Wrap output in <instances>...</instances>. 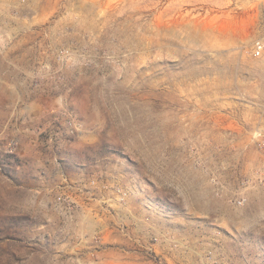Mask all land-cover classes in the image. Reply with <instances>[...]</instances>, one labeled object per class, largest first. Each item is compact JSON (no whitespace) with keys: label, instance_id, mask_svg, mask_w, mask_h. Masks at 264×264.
<instances>
[{"label":"rangeland","instance_id":"rangeland-1","mask_svg":"<svg viewBox=\"0 0 264 264\" xmlns=\"http://www.w3.org/2000/svg\"><path fill=\"white\" fill-rule=\"evenodd\" d=\"M0 151V264H264V0H0Z\"/></svg>","mask_w":264,"mask_h":264},{"label":"trees","instance_id":"trees-1","mask_svg":"<svg viewBox=\"0 0 264 264\" xmlns=\"http://www.w3.org/2000/svg\"><path fill=\"white\" fill-rule=\"evenodd\" d=\"M99 153H111L107 146H100ZM92 149V148H91ZM0 172L7 177L14 185H21L24 177L22 161L14 153L0 151ZM31 225L29 217L26 215H4L0 216V241L6 240V247L0 245V255H13L9 247L15 241L24 240L23 234L25 228ZM21 228V229H19ZM25 235V234H24ZM261 249L264 251V239L260 240ZM0 256V261L1 257Z\"/></svg>","mask_w":264,"mask_h":264},{"label":"built area","instance_id":"built-area-1","mask_svg":"<svg viewBox=\"0 0 264 264\" xmlns=\"http://www.w3.org/2000/svg\"><path fill=\"white\" fill-rule=\"evenodd\" d=\"M260 47H261V46H257L256 51H255V54H256V55H258V54L260 53Z\"/></svg>","mask_w":264,"mask_h":264}]
</instances>
